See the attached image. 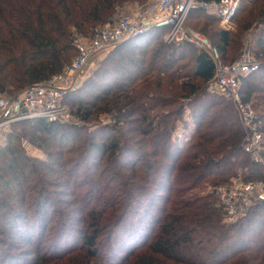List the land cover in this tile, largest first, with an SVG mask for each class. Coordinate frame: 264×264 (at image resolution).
I'll use <instances>...</instances> for the list:
<instances>
[{"label":"trees","instance_id":"trees-1","mask_svg":"<svg viewBox=\"0 0 264 264\" xmlns=\"http://www.w3.org/2000/svg\"><path fill=\"white\" fill-rule=\"evenodd\" d=\"M148 1L0 0V95L60 73L76 36ZM192 18L223 62L249 50L259 64L239 92L264 130V0H241L229 30L197 7L185 24ZM164 32L115 44L67 92L76 124L11 126L0 148V264H264V202L227 224L213 195L191 194L264 178V166L241 149L233 103L207 91L209 54ZM20 132L47 160L12 143Z\"/></svg>","mask_w":264,"mask_h":264},{"label":"built area","instance_id":"built-area-1","mask_svg":"<svg viewBox=\"0 0 264 264\" xmlns=\"http://www.w3.org/2000/svg\"><path fill=\"white\" fill-rule=\"evenodd\" d=\"M240 1L149 0L143 6L117 15L112 22L97 28L92 36H76L73 41L76 55L60 73L28 87L17 96L0 95V134L10 132L11 126L22 120L69 122L71 114L63 104V97L78 86L89 60L125 38L142 35L154 28L165 31L163 39L166 43L186 41L209 54L215 72L207 82V91L233 103L243 131L241 149L254 162L264 166V130L251 107L242 102L239 92L241 79L257 71L259 64L249 50L242 52L233 62L225 63L205 35L185 27L190 10L197 7L217 16L222 28L229 30L233 27ZM26 144L27 141L22 142V146ZM205 189L216 198L227 224L236 223L255 204L264 202V178L242 181L234 177L228 184H208Z\"/></svg>","mask_w":264,"mask_h":264},{"label":"rangeland","instance_id":"rangeland-1","mask_svg":"<svg viewBox=\"0 0 264 264\" xmlns=\"http://www.w3.org/2000/svg\"><path fill=\"white\" fill-rule=\"evenodd\" d=\"M131 9L130 7H127L126 9L122 10L120 14H125L127 12H129ZM194 20L193 18L188 20V22L185 24V27L186 28H192L194 29ZM219 26L220 23L218 24ZM101 27V26H100ZM222 27V26H221ZM99 28V27H98ZM195 30V29H194ZM198 32V31H197ZM202 33V32H200ZM203 35L207 36L209 38L208 35L202 33ZM211 39V38H209ZM211 42H213V40L211 39ZM155 44H152V46H155L157 43L159 42H154ZM142 47V46H141ZM113 49L112 48H109V49H106L105 51L101 52V53H98L96 55H94L90 60L89 62L86 64L84 70H83V74L81 76V78L78 80V85H80L82 83V81L84 79H86L87 77L90 76V74L92 73L93 69L96 68L98 66V64L109 54V52ZM128 49H132V47L128 46L126 48V50ZM92 89V88H90ZM68 110L70 111V114H71V119L69 122H67L68 125H71V124H76L77 123V119L75 117V115L73 114V112H71V109L67 106ZM101 119L105 122L106 121V118L105 116H101ZM108 121V119H107ZM21 130V129H20ZM7 133L5 134H0V148L5 146V143L7 142V136H6ZM22 132H20L19 134H17L13 140L12 143L15 142V145L21 147L22 151L28 155L29 157H32V158H35V159H41V160H47V156H46V153H45V150L42 148V147H38L36 142L34 140H30V137L29 136H26L24 137L23 135H21ZM19 135V136H18ZM18 136V137H17ZM23 136V137H21ZM21 137V138H20ZM23 141H27V144L26 146H22V142ZM47 150H54L52 148H48ZM117 167V166H116ZM208 184H206L207 186ZM206 186H204L203 188H196V189H193L191 194H201L203 192H205V188ZM206 193V192H205Z\"/></svg>","mask_w":264,"mask_h":264},{"label":"water","instance_id":"water-1","mask_svg":"<svg viewBox=\"0 0 264 264\" xmlns=\"http://www.w3.org/2000/svg\"><path fill=\"white\" fill-rule=\"evenodd\" d=\"M128 38H129V37H128ZM125 39H127V38H125ZM125 39H123V40H125ZM123 40H121V41H123ZM121 41H119V42H121ZM119 42H117V43H119ZM117 43H116V44H117Z\"/></svg>","mask_w":264,"mask_h":264}]
</instances>
